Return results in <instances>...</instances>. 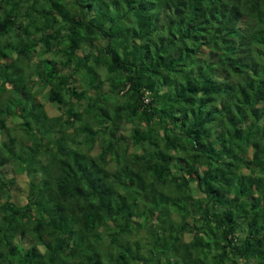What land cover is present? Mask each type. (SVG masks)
Masks as SVG:
<instances>
[{
	"label": "trees",
	"instance_id": "16d2710c",
	"mask_svg": "<svg viewBox=\"0 0 264 264\" xmlns=\"http://www.w3.org/2000/svg\"><path fill=\"white\" fill-rule=\"evenodd\" d=\"M0 264H264V0H0Z\"/></svg>",
	"mask_w": 264,
	"mask_h": 264
},
{
	"label": "rangeland",
	"instance_id": "374dc122",
	"mask_svg": "<svg viewBox=\"0 0 264 264\" xmlns=\"http://www.w3.org/2000/svg\"><path fill=\"white\" fill-rule=\"evenodd\" d=\"M8 39L10 40L11 38L8 37ZM14 41V39H12ZM37 61V57H33L32 58V62H36ZM41 100L45 103L46 108L50 111V113L52 115L58 114L59 111L57 110V107L54 105H51L49 102H47L43 97L41 98ZM22 179L18 178V182H21Z\"/></svg>",
	"mask_w": 264,
	"mask_h": 264
}]
</instances>
